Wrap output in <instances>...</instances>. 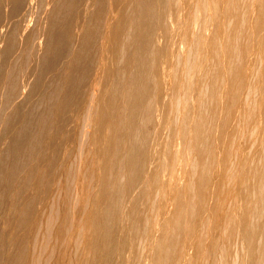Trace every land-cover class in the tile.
Wrapping results in <instances>:
<instances>
[{
    "label": "bare ground",
    "instance_id": "obj_1",
    "mask_svg": "<svg viewBox=\"0 0 264 264\" xmlns=\"http://www.w3.org/2000/svg\"><path fill=\"white\" fill-rule=\"evenodd\" d=\"M0 264H264V0H0Z\"/></svg>",
    "mask_w": 264,
    "mask_h": 264
},
{
    "label": "rangeland",
    "instance_id": "obj_2",
    "mask_svg": "<svg viewBox=\"0 0 264 264\" xmlns=\"http://www.w3.org/2000/svg\"><path fill=\"white\" fill-rule=\"evenodd\" d=\"M27 105H28V104H26V106H25L24 108H26V107H27Z\"/></svg>",
    "mask_w": 264,
    "mask_h": 264
}]
</instances>
